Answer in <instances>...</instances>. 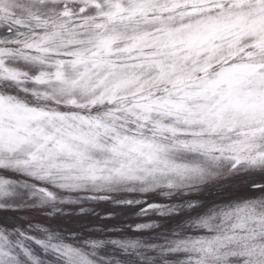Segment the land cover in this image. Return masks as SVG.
Listing matches in <instances>:
<instances>
[{"label": "snow or ice", "instance_id": "snow-or-ice-1", "mask_svg": "<svg viewBox=\"0 0 264 264\" xmlns=\"http://www.w3.org/2000/svg\"><path fill=\"white\" fill-rule=\"evenodd\" d=\"M0 264H264V0H0Z\"/></svg>", "mask_w": 264, "mask_h": 264}, {"label": "trees", "instance_id": "trees-1", "mask_svg": "<svg viewBox=\"0 0 264 264\" xmlns=\"http://www.w3.org/2000/svg\"><path fill=\"white\" fill-rule=\"evenodd\" d=\"M147 198L149 199H144V200L148 201L149 203L160 202V199L155 196H148ZM114 206H118V205H114L110 201H100V202L90 203L88 205H85V207L90 209L88 213L81 215L79 214V209L75 208V211L78 212V217H76V215L66 216L64 219L59 221V223L66 228L77 226L80 228L81 231L85 233V235H91L93 237H97L105 234L104 232L99 231L101 229L105 230L106 232V230L109 228L126 227L127 225L130 224L135 225L140 222L141 220L140 217L132 219L131 221H129L130 217L129 219L126 218L127 214H129L127 211L132 209L128 207L122 208V206L115 208ZM70 207L71 206H69L66 211L70 212V210L74 209V207L72 208ZM137 208L138 207H134L133 209L136 210ZM111 210L124 211L122 213H126V214L121 216V218H118L117 219L118 221L114 219L115 221L119 222L116 224L115 221H113L112 219H107V214H110V212H112ZM122 213H120V215H122ZM31 215L36 219H42V217H40L37 213L35 214L34 212H32ZM149 218L150 217H148V219ZM153 220L154 218L150 219L147 222H151Z\"/></svg>", "mask_w": 264, "mask_h": 264}, {"label": "rangeland", "instance_id": "rangeland-1", "mask_svg": "<svg viewBox=\"0 0 264 264\" xmlns=\"http://www.w3.org/2000/svg\"><path fill=\"white\" fill-rule=\"evenodd\" d=\"M241 194H247V193H245V192H242ZM121 195V197L122 198H128V199H133V198H142V199H149V198H147L148 196H144V197H140L139 195H137V194H128V193H123V194H120ZM72 207H74L75 208V206H71L70 208H72ZM115 208H118V207H121V206H114ZM124 207H127V206H122V208H124ZM135 207H138L139 208V206H135ZM138 208L135 210V209H133V208H131L132 210H129V211H127L129 214H127V216H126V218H128L129 219V217H130V219H129V221H131L132 219H135V218H137V217H140L141 218V220H140V222L139 223H146L147 221H149L150 219H153L154 218V220H159V217L158 216H156V215H154V214H152L151 212L149 213V215H147V216H138V215H136V212L138 211ZM68 209V208H67ZM66 209V210H67ZM112 212H110V214H107V219H112L113 221H115V220H117L118 218H121V216H123V215H125L126 213H122V212H124V211H119V210H111ZM35 214H36V212L35 211H33ZM68 212V211H67ZM70 212H72L73 214L72 215H76V217H78V212L77 211H73V210H70ZM126 212V211H125ZM120 213H122V215H120ZM75 217V218H76ZM148 217H150L149 219H148ZM67 219V218H66ZM115 219V220H114ZM118 221V220H117ZM117 221H115V223L117 224V223H119V222H117ZM131 225V224H130ZM134 225V224H133Z\"/></svg>", "mask_w": 264, "mask_h": 264}]
</instances>
